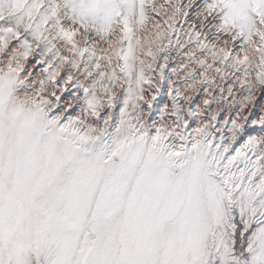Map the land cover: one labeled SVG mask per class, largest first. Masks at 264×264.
<instances>
[{
  "label": "snow or ice",
  "instance_id": "1",
  "mask_svg": "<svg viewBox=\"0 0 264 264\" xmlns=\"http://www.w3.org/2000/svg\"><path fill=\"white\" fill-rule=\"evenodd\" d=\"M203 7L216 34L233 45L241 41L244 52L233 57L222 49L213 59L219 55L247 74L258 54L256 80L264 86V0H204ZM148 11L146 0H0V52L12 40L23 50L12 60H26L36 44L49 68L58 62L49 73L55 82L60 65H78L53 41L91 60L95 50L79 49L75 38L87 43L94 34L112 49L99 60L111 65L115 59L119 67L105 88L95 64L106 103L98 101L96 84H76L92 123L54 114L42 97H21L27 86L19 63L10 62L0 75V264H264V138L234 147L244 131L235 120L228 138L223 130L216 138L211 125H198L194 136L175 128L153 131L136 104L135 123L127 118L129 98L143 99L141 85L149 83L143 67L137 72V53L155 61L151 48L161 38H140ZM181 13L173 6L174 16ZM121 76L126 91L118 97L113 89ZM254 87L248 84L249 100ZM117 105L119 117L112 111ZM101 109L108 111L101 115ZM258 122L264 125V116Z\"/></svg>",
  "mask_w": 264,
  "mask_h": 264
},
{
  "label": "rangeland",
  "instance_id": "2",
  "mask_svg": "<svg viewBox=\"0 0 264 264\" xmlns=\"http://www.w3.org/2000/svg\"><path fill=\"white\" fill-rule=\"evenodd\" d=\"M169 1H173L171 5L176 6L174 4L176 0ZM203 2L204 0H180L177 3V7L182 9V6L185 5L186 8H184V12L182 10L181 14L175 16L176 20H172V27H170V25L168 26V24L165 22L166 15L165 13L162 14L161 10H159L161 8L158 7L156 0H146V3L149 7L148 13L151 12L153 19L152 21H154L156 25L153 26L152 22L150 21L151 18L147 13L148 19L144 29V37L140 36V38L142 42L146 37L155 39L157 33L161 34V38L159 42L154 44L151 48L153 54L156 56L155 61H153L151 57L147 56L144 52L137 53V72L142 67L139 63L140 60L148 62L147 69L144 70V73L145 79L149 81V83H144L141 85L143 89V99L137 100L134 98H129L130 103L129 107L127 108L129 116L127 118L131 119L133 123H135L133 118L135 114L133 113L131 105L136 104L138 106L137 111L142 112V122H146V125H152L153 131L155 128L169 129L172 126H177V116L179 115L181 118L180 126L178 127L180 128V131H185V129L188 131V128L195 129L198 125L201 127L211 125L212 130L218 128L219 126L223 127L224 130H228V128L231 127V121L235 120L237 124L243 125L244 130L249 129V131H252V134L256 135V140L264 138V125H261L258 122L260 117L264 116V86H260L256 80L257 73L259 71V69L256 67V64L259 62L258 54L254 57L255 62L247 74H244L242 71L236 72L232 67L229 66L228 62L221 63L219 55H217V58L215 60L212 59L211 62L213 63L214 68L213 75H215V77L212 76L214 78L211 80H208L206 75L212 71V66L210 68L206 67L205 65L202 67V60L199 61V63L196 62L197 65H195L196 63L192 64L193 62H191L195 58V54H203L200 45L211 43V41H213V43L226 40L229 41V43L225 46V49L226 51H230L232 56L234 52L240 48L239 45L241 41H237L235 45H233L229 36L224 34H216V29L213 28L212 25L214 22H210L211 17H208L207 19L203 18L207 15L205 12H203V10H201L204 6ZM153 3L156 5V11L151 10V5ZM188 23H192L191 26L198 30L197 34H199V40L203 38L201 34H204V41L206 43L199 42L198 44L196 39L189 40V37L186 34L187 30L184 31V28ZM195 34L196 32L194 31L193 35L196 36ZM253 39L258 45V37H254ZM184 40H186V42H183ZM75 42L77 47H80L79 49L81 50L87 47L91 51L96 47L95 58L90 60L87 53L83 58H80L79 56H73L72 52L69 51L71 45L59 39L53 41V43L56 45V50H58L61 56L66 53V55L63 57H66L68 61L74 60L78 65L77 68H73L70 63H64L60 65L58 68L59 75L55 78V82H52L49 79V73L57 70L58 62L53 61L52 66L49 68L47 56L42 58L38 56V53H40L41 49L36 44H33L32 52L28 55V58L26 60H22L24 65H21V67L23 66V70L19 72V75L24 80V84L27 86V91L25 92L24 90H21L20 94L36 99L41 97L45 100L49 99L51 104L54 105L50 109V111L54 114L63 112V116H71L73 118L79 117L85 123H92L94 121V117L85 111L87 109V104L83 88H78L76 84L77 82H79L81 85L89 86L96 84V96L98 101L102 104L106 103L108 97L104 89L101 88L100 84L98 83V81H100V76L97 74L95 64L98 61L100 65L99 71L105 74L103 81L105 88L110 83L107 77L111 75V68H116V71L119 74V67L117 68V65L113 63L110 65V67H108V72L105 71L104 63L109 65L107 59L99 60V57H106L110 54L104 52L103 47L105 44L99 39V37H95L94 34L89 35L87 43L80 35L75 38ZM190 42L195 43L191 44ZM161 44H163L165 47ZM91 45L93 48H89ZM11 50L17 55L23 51L19 47V43L16 40H12L9 42L7 50L0 52V61L11 58ZM146 50L147 49H145V52ZM163 52H165L164 57H162ZM183 52L191 54L187 56V59L190 58L188 59V63L190 64H188L187 61H183L185 64L181 63L179 66L178 60ZM208 55L210 54L208 53L205 55V58ZM208 58L209 57H207V60ZM149 65H151V68H149ZM191 65L193 68L188 70V66L191 67ZM194 66L196 67L195 69ZM46 68L48 71H45ZM86 69L91 70L90 76L85 74ZM193 69L194 71H192ZM217 69L220 71L217 72ZM254 69L257 70L256 73L250 74ZM69 74L72 76L71 81L68 80ZM246 76L247 79H245ZM122 79L123 77L119 79V82H117L116 87L113 89L115 93L116 88H120V91L117 94L118 97L121 95V93L126 91V85L125 87H121ZM41 82H43V87L41 86ZM184 83L188 87H186ZM249 83L255 85V87L251 90L250 100L248 99L250 95L248 89ZM181 85L184 89L181 87ZM181 88L184 91H189L188 89L190 88L191 92L189 93L186 91V93L183 94L184 91ZM229 89H231V92H229ZM53 93H55V95H53ZM57 97L59 99H57ZM204 97L207 98L205 99ZM243 99L246 101L244 100L242 103L241 100ZM205 101H208V103L206 104ZM149 104H151V107H149ZM120 106L121 105H117V108L112 110L117 117H119ZM107 111L108 109H101L100 114L104 115ZM190 111L193 113V116L188 115ZM212 115L217 116V121L211 120ZM244 117L248 118L247 123L245 122ZM224 120L229 121L227 127H224ZM252 121L257 122L252 123ZM185 122L188 124L187 128H183V123ZM258 124L262 128H256Z\"/></svg>",
  "mask_w": 264,
  "mask_h": 264
},
{
  "label": "bare ground",
  "instance_id": "3",
  "mask_svg": "<svg viewBox=\"0 0 264 264\" xmlns=\"http://www.w3.org/2000/svg\"><path fill=\"white\" fill-rule=\"evenodd\" d=\"M180 0H176L175 1V5L177 6V3L179 2ZM173 2V1H172ZM172 2H170L169 0H156V3H157V5H158V7L159 8H161V9H159V10H161V12H162V14H164L165 13V15H166V23L168 24V26L170 25V27H172L171 26V22H172V20L174 19V20H176L175 19V16H174V18H173V11H172V9H173V6L171 5V3ZM202 3V2H201ZM203 4H204V2H203ZM202 4V5H203ZM162 6V7H161ZM183 8H182V10H183V12H184V8H186L185 7V5L184 6H182ZM158 9V8H157ZM201 10H203V12H205L204 11V7L201 9ZM159 13H160V11H159ZM206 13V12H205ZM185 14H186V12H185ZM207 14V13H206ZM148 15H149V17L151 18V22H152V24H153V26L154 25H156V23L154 22V21H152L153 19H152V15H151V12H149L148 13ZM164 16V15H163ZM149 18V19H150ZM177 18V17H176ZM186 21V20H185ZM189 21V20H188ZM190 23V22H189ZM187 24L186 25V27L184 28V31L185 30H187V32H186V34H187V36L189 37V40L190 39H196V36H194L193 34H194V31L196 32V34L198 33V30H196L195 29V27H193V26H191L192 25V23L191 24ZM215 23V22H214ZM157 24H158V21H157ZM194 24V23H193ZM213 25V24H212ZM161 27V26H160ZM163 27V26H162ZM200 30V29H199ZM166 31V30H165ZM204 31V30H203ZM144 32H145V30H143V31H141L140 32V36H143V34H144ZM193 33V34H192ZM202 33V32H201ZM202 36H203V38L202 39H200L199 40V42L201 43V42H204V43H206L205 41H204V34H201ZM144 37V36H143ZM217 37V36H216ZM213 38V37H212ZM210 40V39H209ZM225 40V39H224ZM211 41V40H210ZM183 42H186V40H184ZM214 42H215V40H214ZM255 42V41H254ZM76 43V42H75ZM191 44H193V43H195V42H190ZM95 44H96V41H95ZM165 44V43H164ZM208 45H209V49L208 50H206V51H204L203 50V54L202 55H194L193 53V55L195 56V58L191 61V62H193L192 64H194V63H196V62H198L199 63V61H203L204 62V65L206 66V67H211L212 66V71H210L209 73H207V75H206V77L208 78V80H211L212 78H214L215 77V75H213V63H211L212 62V59H213V53L215 52V53H217V54H219L220 52H221V50L223 49H225V46H226V44L224 43V41H221V42H218V43H213V41H211V43H207ZM63 45V44H62ZM161 45H163V44H161ZM69 46V45H68ZM103 46V45H102ZM164 46V45H163ZM165 46H166V44H165ZM164 46V47H165ZM62 47V46H61ZM93 48V46L91 45L89 48ZM94 47H95V45H94ZM158 47H159V45H158ZM162 47V46H161ZM63 48V47H62ZM80 48V47H79ZM96 48V47H95ZM95 48H93L94 50H95ZM58 49H59V47H58ZM157 49V48H156ZM215 49V50H214ZM103 50H104V52L105 53H109L110 55H111V53H112V49L111 48H109L106 44L104 45V47H103ZM213 50V51H212ZM12 51V50H11ZM164 51V50H163ZM225 51H226V49H225ZM65 52V51H64ZM13 51H12V56H13ZM190 53V52H189ZM210 54V55H208V56H206V58H205V55H207V54ZM163 55H162V57H164V55H165V52H163L162 53ZM64 55H66V53H64ZM63 55V56H64ZM188 55H191V54H188V53H186V52H183V54H181V56L179 57V60H178V65L180 66L181 65V63L182 64H185V62H183V61H187V63H188V59H190V58H188L187 59V56ZM192 55V56H193ZM237 55H239L241 58H243V55H244V52L243 51H241V48H238L235 52H234V54H233V57H235V56H237ZM12 56H11V58H12ZM68 56V55H67ZM185 56H186V58H185ZM207 57H209L208 58V60H207ZM11 58H9V59H6V60H1L0 61V75H3L5 72H7L8 71V65H9V63L11 62L12 63V66L15 68L16 67V65H17V63H19L20 64V66L23 64V61L22 60H20V61H18V62H16L15 60H12ZM185 59V60H184ZM187 59V60H186ZM200 59V60H199ZM201 61V62H202ZM210 62V63H209ZM115 64V65H117V63H116V61H115V59L113 60V62H112V64ZM122 63V62H121ZM188 64H190V63H188ZM24 65V64H23ZM114 65V66H115ZM195 65H197V63L195 64ZM142 67H143V69L144 70H146L147 69V66H148V62H144V64L143 65H141ZM104 67H105V71H107L108 72V70H109V68L108 67H110V65H106L105 63H104ZM117 68H118V66H116ZM215 67V66H214ZM22 68H23V66H22ZM193 68V66L191 65V67H189L188 66V70H190V69H192ZM196 67L194 66V69H195ZM104 69V68H103ZM112 69V68H111ZM194 69L192 70V71H194ZM118 70H119V68H118ZM211 70V69H210ZM110 71H112V70H110ZM256 71L257 70H253L250 74H254V73H256ZM243 72V71H242ZM20 74V73H19ZM245 74V73H244ZM212 76H214V77H212ZM256 76V75H255ZM252 77H253V75H252ZM251 77V78H252ZM120 78H122V77H120ZM255 78V77H254ZM220 80V79H219ZM121 81H123V79L121 80ZM217 81V80H216ZM221 81V80H220ZM219 81V82H220ZM210 82H212V81H210ZM219 82H216V83H219ZM30 85V84H29ZM184 85H185V83H184ZM186 86V85H185ZM184 86V87H185ZM181 87H182V85H181ZM186 87H188V86H186ZM186 87H185V89H186ZM119 87H117L116 88V92H115V94L117 95L118 93H119V91H120V88L118 89ZM183 88V87H182ZM181 88V89H182ZM208 88V87H207ZM180 89V90H181ZM184 89V88H183ZM182 89V90H183ZM124 90V89H123ZM189 91H187V92H191L190 91V88L188 89ZM184 91V90H183ZM182 91V92H183ZM186 91H184L183 92V94H185L186 93ZM189 93H187V94H189ZM209 94V93H208ZM21 95V94H20ZM21 96H24L23 94L21 95ZM205 96V95H204ZM46 98V97H45ZM205 98V97H204ZM203 98V99H204ZM207 98V97H206ZM205 98V99H206ZM48 101H49V99H47ZM245 99H243V100H241V102L242 101H244ZM246 101V100H245ZM243 103V102H242ZM244 104H245V102H244ZM54 105L52 104V107H53ZM59 115H63V112H61V113H58ZM260 124V123H259ZM258 124V126L256 127V128H262L260 125ZM168 125V124H167ZM170 127V126H169ZM173 128H175V130L177 131V132H179L180 131V128H178L177 126H172V127H170L169 128V130H171V129H173ZM221 130H223V132L225 133V135H226V138H228V137H230L231 136V133L228 131V130H224V128L223 127H218V128H216V129H214V130H212V132H213V134H214V136L216 137V138H219V136L221 135ZM184 131V130H183ZM187 130L185 129V132H186ZM187 132H189V133H192V135L194 136L195 135V133H194V128H188V131ZM253 132L252 131H249V129H247V130H244L243 131V133L242 134H240V135H238V137H237V141H236V144L234 145V147H239V148H241V149H243V147H244V144L249 140V138L250 137H254V138H256V135H253L252 134ZM260 139H257V141H259ZM249 155H251V154H249ZM253 159H254V157H252Z\"/></svg>",
  "mask_w": 264,
  "mask_h": 264
}]
</instances>
